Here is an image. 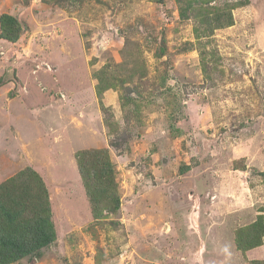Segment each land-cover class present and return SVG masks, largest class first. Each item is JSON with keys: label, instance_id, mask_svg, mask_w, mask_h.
Wrapping results in <instances>:
<instances>
[{"label": "rangeland", "instance_id": "374dc122", "mask_svg": "<svg viewBox=\"0 0 264 264\" xmlns=\"http://www.w3.org/2000/svg\"><path fill=\"white\" fill-rule=\"evenodd\" d=\"M223 6L230 26L212 19ZM2 14L21 33L0 38V184L32 171L56 234L13 264H264V237L245 252L234 238L264 222V0H0ZM102 148L120 206L94 215L75 155Z\"/></svg>", "mask_w": 264, "mask_h": 264}, {"label": "trees", "instance_id": "16d2710c", "mask_svg": "<svg viewBox=\"0 0 264 264\" xmlns=\"http://www.w3.org/2000/svg\"><path fill=\"white\" fill-rule=\"evenodd\" d=\"M152 1L162 3V0ZM232 8L234 7L219 8L220 11H216L212 19L221 20V11L227 12L226 22H230L228 26L232 25ZM20 33L21 26L14 16H0L1 39L16 42ZM103 91L99 88L97 93L101 94ZM108 154L102 148L75 155L82 187L91 197L89 200L94 208V215L101 214L102 210L111 212L120 206L119 199L112 197L115 173ZM27 172L28 176L23 171L0 184V264H13L23 258L35 256L56 240L47 191L32 171ZM258 219L255 225L240 228L235 233L237 248L242 252L261 245L264 237L263 216L260 215Z\"/></svg>", "mask_w": 264, "mask_h": 264}, {"label": "crops", "instance_id": "0c3cea01", "mask_svg": "<svg viewBox=\"0 0 264 264\" xmlns=\"http://www.w3.org/2000/svg\"><path fill=\"white\" fill-rule=\"evenodd\" d=\"M22 128V127H21ZM23 129V128H22Z\"/></svg>", "mask_w": 264, "mask_h": 264}]
</instances>
